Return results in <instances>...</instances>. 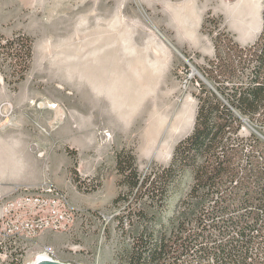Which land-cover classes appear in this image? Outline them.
<instances>
[{
  "label": "rangeland",
  "instance_id": "1",
  "mask_svg": "<svg viewBox=\"0 0 264 264\" xmlns=\"http://www.w3.org/2000/svg\"><path fill=\"white\" fill-rule=\"evenodd\" d=\"M262 9L263 0H0V264L44 251L67 264H127L133 236L165 223L186 186L155 225L117 153L131 152L140 176L167 166L193 129L199 83L216 90L201 69L216 34L253 43ZM23 36L25 70L2 47ZM94 67L101 91L87 77ZM241 121L242 136L264 139ZM38 187L54 190L27 191ZM35 212L48 223L32 231Z\"/></svg>",
  "mask_w": 264,
  "mask_h": 264
},
{
  "label": "trees",
  "instance_id": "2",
  "mask_svg": "<svg viewBox=\"0 0 264 264\" xmlns=\"http://www.w3.org/2000/svg\"><path fill=\"white\" fill-rule=\"evenodd\" d=\"M214 43L215 56L201 69L216 90L199 83L193 129L170 163L140 176L131 152L116 155L137 201L147 197L153 206L155 225L157 211L186 186L165 223L133 236L127 264H264V139L240 134L243 116L264 135V0L253 43L240 45L224 31ZM2 47L28 68L30 39L12 37Z\"/></svg>",
  "mask_w": 264,
  "mask_h": 264
},
{
  "label": "bare ground",
  "instance_id": "3",
  "mask_svg": "<svg viewBox=\"0 0 264 264\" xmlns=\"http://www.w3.org/2000/svg\"><path fill=\"white\" fill-rule=\"evenodd\" d=\"M151 24H153V23H151ZM98 43V42H97ZM94 49H96V48H94ZM97 56H99L98 55V53H97ZM94 58V57H93ZM96 59V58H95ZM94 59V60H95ZM100 59V58H99ZM88 61V60H87ZM102 61V60H101ZM83 65V64H82ZM91 65H92V63H91ZM88 66V67H91L92 68V66ZM86 67V66H85ZM97 67V66H96ZM100 67V66H99ZM91 68H89V70H88V73H87V77L89 76L90 78H91V80H92V82H93V80H94V82L95 83H93V85H92V82H90L91 83V86H93V87H95V86H97L98 87V89H100L99 87L101 86V82H98V78L99 77H101L100 75H99V72L101 73V69L99 70V69H97V68H95V69H97V72L95 71V70H93V69H91ZM87 69V68H86ZM99 71V72H98ZM84 73H85V71H84ZM89 79V78H88ZM100 79V78H99ZM90 80V79H89ZM97 82V83H96ZM102 87V86H101ZM95 89V88H94ZM97 89V88H96ZM97 89V90H98ZM102 89H100V91H101ZM103 90H105L104 88H103ZM134 99V98H133ZM43 106H47V107H50V108H55L56 107V104H54V103H46V104H43ZM45 258H47V259H52L51 257H50V255L47 253V251H44V252H42L41 254H38L37 256H36V258H35V260H33L32 261V263L31 264H36L39 260H41V259H45Z\"/></svg>",
  "mask_w": 264,
  "mask_h": 264
},
{
  "label": "built area",
  "instance_id": "4",
  "mask_svg": "<svg viewBox=\"0 0 264 264\" xmlns=\"http://www.w3.org/2000/svg\"><path fill=\"white\" fill-rule=\"evenodd\" d=\"M54 189L53 188H48V189H44L43 187H38V188H35L34 190H27L28 192L30 191L31 194H34V195H38L40 196L44 191H47V192H52ZM29 192V193H30ZM42 205V203L40 204H35V207H38L40 208ZM32 215V222H29V224L27 225V227H31L32 228V231H34L36 228L38 227H41L43 224L45 223H48L47 220H45V218H42L40 214H38L37 212L31 214Z\"/></svg>",
  "mask_w": 264,
  "mask_h": 264
},
{
  "label": "water",
  "instance_id": "5",
  "mask_svg": "<svg viewBox=\"0 0 264 264\" xmlns=\"http://www.w3.org/2000/svg\"><path fill=\"white\" fill-rule=\"evenodd\" d=\"M36 264H67V263L45 258V259L39 260Z\"/></svg>",
  "mask_w": 264,
  "mask_h": 264
}]
</instances>
